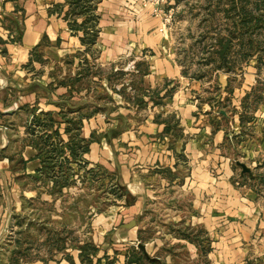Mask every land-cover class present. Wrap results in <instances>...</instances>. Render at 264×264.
Segmentation results:
<instances>
[{
  "label": "crops",
  "instance_id": "1",
  "mask_svg": "<svg viewBox=\"0 0 264 264\" xmlns=\"http://www.w3.org/2000/svg\"><path fill=\"white\" fill-rule=\"evenodd\" d=\"M67 10L65 0H0V264H81L84 243L101 264L134 253L137 264H264L256 60L218 69L211 58L224 60L228 40L208 50L215 34L192 14L161 34L141 0H99L88 47ZM73 123L86 147L78 161L66 150ZM55 129L61 187L40 173L38 147ZM97 173L123 191L83 216L77 202L94 196Z\"/></svg>",
  "mask_w": 264,
  "mask_h": 264
},
{
  "label": "trees",
  "instance_id": "2",
  "mask_svg": "<svg viewBox=\"0 0 264 264\" xmlns=\"http://www.w3.org/2000/svg\"><path fill=\"white\" fill-rule=\"evenodd\" d=\"M98 1L65 0L68 10L63 15V19L67 21V25L72 32L75 34L81 33L80 42L88 47L94 43L98 32L96 28L98 16L95 14ZM201 9L204 11L203 22H207V17L212 20L216 15L219 20L217 24L216 22L215 24H210L208 31H212L216 38L214 39L215 45L210 44L208 50L219 43L222 45L227 40L229 42L224 51V60H220L216 56L211 58L213 61L218 62L216 66L218 69L229 70L254 58L257 68L264 71V0H206ZM55 10H57L56 13L59 15L58 6ZM211 52L213 50L209 51V53ZM53 124V120L48 117L45 126L52 129ZM78 129V125L75 123L71 125L70 129H65L66 133L72 131L71 133L74 134L72 136L74 140L66 146L68 156L72 161H78L80 154L86 151L85 145L77 138ZM58 137L57 130H52L50 135L42 140L41 146L38 148L41 153V155L39 153L42 159L41 162L43 163L40 173L44 172L49 179L53 180L55 186L61 187L66 183L69 175L68 172L61 171V166L67 163V158L62 157V160L58 161L57 159L64 154V151L61 147L59 148V146H54L53 143L48 142L49 139ZM39 138L41 139V136ZM56 166L58 168L57 176L53 172ZM111 190L115 194L117 191H123L117 183ZM96 251L97 249L90 243H84L80 247L81 264H101L100 259L92 262V256ZM104 259L105 264H112L113 262L109 261L108 257H104ZM142 259L143 255L139 256L134 253L127 259L125 264H137Z\"/></svg>",
  "mask_w": 264,
  "mask_h": 264
},
{
  "label": "rangeland",
  "instance_id": "3",
  "mask_svg": "<svg viewBox=\"0 0 264 264\" xmlns=\"http://www.w3.org/2000/svg\"><path fill=\"white\" fill-rule=\"evenodd\" d=\"M182 1L183 0H180L177 4L179 5V3H181ZM188 1H190V7L191 8H188L187 10H184L183 13L178 14L179 11L177 12V10L175 9L177 6L176 0H174L173 5H172V8H173L172 17H173V19H172V24H171L170 28H172L175 25V22H180V21L182 22L184 20V17H187L189 14H192L191 17L194 18V21L204 18V16H203L204 11L201 9V7L206 2V0H188ZM190 9H192V10H190ZM194 15L197 16L198 18L194 17ZM217 17L218 16L216 15V17L213 18L212 20L209 17L206 18V21H207L206 24L207 25L206 24L205 25L208 28L207 30H209L210 24H212V23L215 24V22H216V24L218 23L219 20L217 19ZM91 177L94 179V181H96L95 182L96 185H95L94 196L90 195V197H86L87 196V191H86L83 193V195L79 198V200L77 202L79 209H81L80 212L83 213V216L86 215V212L88 211L87 207H89V206L92 207L93 209L96 208L95 210L97 213V211L99 209H101L103 207V205H105V202L108 199V197L113 195V191L108 186V182L106 183L107 184L106 188L102 182L104 175H99L97 173L95 175L92 174ZM166 209H168V208H166ZM154 212L156 213L157 211L155 210ZM165 215H166V217H169L170 211H165ZM90 217H91V215L89 216V218Z\"/></svg>",
  "mask_w": 264,
  "mask_h": 264
},
{
  "label": "built area",
  "instance_id": "4",
  "mask_svg": "<svg viewBox=\"0 0 264 264\" xmlns=\"http://www.w3.org/2000/svg\"><path fill=\"white\" fill-rule=\"evenodd\" d=\"M174 0H141V4L151 7V14L160 20L159 32L164 34L172 24Z\"/></svg>",
  "mask_w": 264,
  "mask_h": 264
},
{
  "label": "water",
  "instance_id": "5",
  "mask_svg": "<svg viewBox=\"0 0 264 264\" xmlns=\"http://www.w3.org/2000/svg\"><path fill=\"white\" fill-rule=\"evenodd\" d=\"M228 43H229V42L227 41L224 45L221 46V49H222V50L219 52L220 55H222V54L224 53L225 49H226L227 46H228Z\"/></svg>",
  "mask_w": 264,
  "mask_h": 264
}]
</instances>
